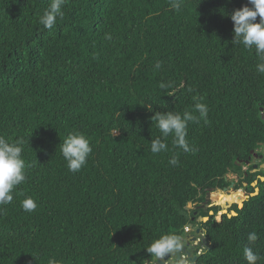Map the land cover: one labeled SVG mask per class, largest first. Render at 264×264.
Masks as SVG:
<instances>
[{"label": "trees", "instance_id": "trees-1", "mask_svg": "<svg viewBox=\"0 0 264 264\" xmlns=\"http://www.w3.org/2000/svg\"><path fill=\"white\" fill-rule=\"evenodd\" d=\"M48 5L0 0V135L24 142L28 174L0 213V264H151L153 240L187 237L189 225L207 239L195 264H247L250 231L264 252V158L253 166L264 149V74L254 48L232 44L231 13L248 0H185L181 11L168 0H68L51 30L38 23ZM198 101L209 114L189 123L196 151L169 136L170 151L153 154L155 111L182 114ZM77 130L93 153L72 173L59 145ZM232 184L237 195L202 207ZM29 196L31 213L21 207Z\"/></svg>", "mask_w": 264, "mask_h": 264}, {"label": "clouds", "instance_id": "clouds-1", "mask_svg": "<svg viewBox=\"0 0 264 264\" xmlns=\"http://www.w3.org/2000/svg\"><path fill=\"white\" fill-rule=\"evenodd\" d=\"M67 3L68 0H49L48 7L38 17V23L48 30L53 29L58 19H64V7ZM168 5L171 9L181 11L185 7V0H168ZM258 17L259 22H257ZM231 20L234 22V40L232 44L243 45L247 49L254 48L258 60L256 71L259 74H264V0H248V5L236 9L231 13ZM105 39L111 41L113 37L111 34H105ZM161 67V62L157 61L155 69L159 70ZM159 87L161 90L167 91L171 87V84L161 82ZM169 95L173 94L169 93ZM194 113H198L199 115ZM208 114V106L199 101L194 104V111L186 110L182 114L174 111H155L151 119L161 135L152 139L151 152L153 154L169 152L168 138L171 136L173 148L181 149L184 153H194L196 149L187 139L189 123H197L201 120L207 123ZM59 151L66 161L67 169L72 173H77L88 163L93 153V145L90 137L77 130L67 135L59 145ZM23 153L24 142L22 140L11 142L9 138L0 135V213L4 211V205H9L13 202L14 191L28 181L27 166ZM257 153L258 151L254 154L257 155ZM168 163L172 166H177L179 156L173 154ZM263 165H261V168ZM230 191H232V194L227 195L229 197L237 195L240 192H235L233 186V188H227V191L224 190V192L220 193L217 191L211 194L215 196ZM247 197L245 196L244 200L239 204L241 208H243V202ZM21 207L25 212L31 213L37 209L38 204L35 199L29 196L21 202ZM225 211H223V215ZM232 212L229 215V219L236 215V212ZM190 229H194L193 226L187 227V233ZM192 231L191 236L194 237V230ZM203 233H198L196 240H190V237H184L181 233L170 232L160 235L159 238L154 239L146 248L147 253L151 257V264H159L158 261H162L163 264H190L186 249L192 253L193 257H198L202 250L197 255L196 248L201 243L204 245L207 243V239ZM204 238L206 239L205 243L202 240ZM246 238L247 243L243 247V256L247 264H264V252L261 251V246L258 243L261 241V237L256 231H250L247 233ZM188 243L190 244L188 245ZM166 257L169 258L165 259ZM48 264H57V262L55 259H50Z\"/></svg>", "mask_w": 264, "mask_h": 264}, {"label": "water", "instance_id": "water-1", "mask_svg": "<svg viewBox=\"0 0 264 264\" xmlns=\"http://www.w3.org/2000/svg\"><path fill=\"white\" fill-rule=\"evenodd\" d=\"M263 119H264V114H263ZM258 166L257 165H254V168L256 169ZM262 168H264V165L262 166ZM261 180L262 181H264V178L263 177H261ZM233 186L234 185H231L230 186V188H233ZM225 191H227V189H225ZM259 193V190L258 189H256V192H255V194H253V196L254 195H257ZM211 195L212 194H208L207 195V200H206V202L204 203V205L202 206V207H204L205 206V204H207V203H209L210 202V197H211ZM248 198V197H247ZM239 207H240V205H239ZM241 208V207H240ZM225 213H227L226 211L224 212V214ZM233 213V212H232ZM231 213V214H232ZM235 213V212H234ZM212 215H213V213H211ZM238 214L236 213V215L235 216H237ZM209 219L208 218H199L198 219V221L199 222H207ZM189 227H192V225H189ZM197 233H203V230H201V229H198L197 230ZM192 240H196V237H194V239H192ZM204 241L206 242V239L204 238ZM190 243H188V245H189ZM186 254H187V256L189 257V262H190V264H195V262H196V260L198 259V257L197 256H192V253L190 252V251H188L187 249H186ZM189 254V255H188ZM169 257H166L165 259H168ZM158 263L159 264H163V262L162 261H158Z\"/></svg>", "mask_w": 264, "mask_h": 264}, {"label": "rangeland", "instance_id": "rangeland-1", "mask_svg": "<svg viewBox=\"0 0 264 264\" xmlns=\"http://www.w3.org/2000/svg\"><path fill=\"white\" fill-rule=\"evenodd\" d=\"M258 151H260V152H262L263 154H264V149L262 148V149H260V150H258ZM260 163V161L257 159V161L255 162V164H259ZM246 168L247 167H244V170H246ZM264 169V168H263ZM228 178H229V180H237V177L236 176H234V175H228ZM253 186L256 188L257 187V182H255L254 184H253ZM218 193H220V191L218 192ZM230 194H232V191H230V192H228V193H224V195L225 196H227V195H230ZM231 196H233V195H231ZM244 198L245 197H243L242 198V201L244 200ZM206 207V206H205ZM223 211H227V213H229V210H230V207L228 206L227 208H224L223 207V209H222ZM223 211L222 212H219V214H217V219L218 220H221V216L223 215ZM192 230H196V229H190L189 231H188V235H187V238L188 237H190V240L191 239H194V237H198V233H197V231H194V233H193V235H194V237L193 236H191V234H192ZM203 240V242L205 243V241H204V239H202ZM197 242V241H196Z\"/></svg>", "mask_w": 264, "mask_h": 264}, {"label": "flooded vegetation", "instance_id": "flooded-vegetation-1", "mask_svg": "<svg viewBox=\"0 0 264 264\" xmlns=\"http://www.w3.org/2000/svg\"><path fill=\"white\" fill-rule=\"evenodd\" d=\"M263 158H264V154L261 153L260 151H258L257 155L256 154L254 155V162H256L257 159H258L260 161V163H261ZM193 251H194V248H193Z\"/></svg>", "mask_w": 264, "mask_h": 264}, {"label": "bare ground", "instance_id": "bare-ground-1", "mask_svg": "<svg viewBox=\"0 0 264 264\" xmlns=\"http://www.w3.org/2000/svg\"><path fill=\"white\" fill-rule=\"evenodd\" d=\"M229 197H227V198H224L223 200L225 201L226 199H228ZM241 204V203H240Z\"/></svg>", "mask_w": 264, "mask_h": 264}]
</instances>
